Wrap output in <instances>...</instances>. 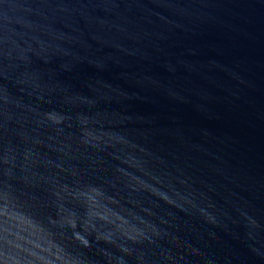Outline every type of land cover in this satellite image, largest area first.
Masks as SVG:
<instances>
[{
	"label": "water",
	"instance_id": "water-1",
	"mask_svg": "<svg viewBox=\"0 0 264 264\" xmlns=\"http://www.w3.org/2000/svg\"><path fill=\"white\" fill-rule=\"evenodd\" d=\"M0 264H264V0H0Z\"/></svg>",
	"mask_w": 264,
	"mask_h": 264
}]
</instances>
